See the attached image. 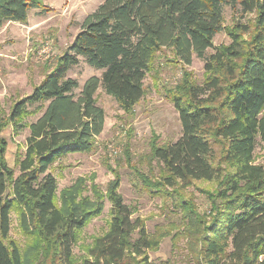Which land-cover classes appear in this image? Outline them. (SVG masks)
<instances>
[{
	"label": "trees",
	"instance_id": "1",
	"mask_svg": "<svg viewBox=\"0 0 264 264\" xmlns=\"http://www.w3.org/2000/svg\"><path fill=\"white\" fill-rule=\"evenodd\" d=\"M225 6L240 19L252 15L250 24L225 27ZM31 9L49 10L43 0H0V27L26 23ZM221 31L230 42L214 46ZM79 57L102 73L76 91L78 81L65 73ZM193 57L204 62L201 82L183 71ZM156 58L182 70L164 91L182 129L173 143L151 139L148 160L157 164L156 177L153 169L145 174L133 167L137 181L182 214L180 232L196 264H264V165L254 161L258 143L264 146V0H103L88 14L31 92L6 113L0 109V264H153L145 250L159 237L131 217L116 172L105 193L79 178L57 196L49 168L69 153L96 148L105 118L97 89L131 113L145 78L161 67H154ZM7 126L28 130L12 166L2 135ZM197 180L215 183L201 191L208 212L198 211L191 193L186 197ZM104 199L111 202L109 228L79 262L72 253L76 233L101 213ZM12 214L28 239L23 251L11 237Z\"/></svg>",
	"mask_w": 264,
	"mask_h": 264
},
{
	"label": "rangeland",
	"instance_id": "2",
	"mask_svg": "<svg viewBox=\"0 0 264 264\" xmlns=\"http://www.w3.org/2000/svg\"><path fill=\"white\" fill-rule=\"evenodd\" d=\"M103 0H43L47 12L31 9L26 23L9 21L0 27V109L6 113L11 103L31 92L32 86L42 79L46 67H52L56 59L66 50L73 37L79 31L84 18L92 13ZM252 15L240 19L230 7H223L225 27L240 23L250 24ZM250 19V20H249ZM230 37L225 31L217 33L213 45L228 44ZM43 49L45 52H43ZM209 49L207 53L213 52ZM161 67L157 72L147 75L144 80V94L131 113L121 110L116 101L105 94L101 87L95 93L97 104L105 113L104 128L96 137V148L86 153H69L49 168L57 181V196L60 191L82 178L89 187L95 184L105 191L115 172L119 177L117 192L131 211V217L143 221L144 229L153 238L159 237V243L152 249L145 250L148 261L153 264H196L191 258L186 239L182 236L181 217L167 204L169 199L144 191L133 167L149 174L155 180L157 164L148 160L150 142L158 137L160 142L173 143L181 134V123L172 103L165 97L164 91L171 88L180 79L179 67L163 66L164 62L156 58L154 67ZM190 72L198 82L204 76V62L193 57L191 65L183 71ZM101 69L88 66L82 57L77 64L71 65L66 77L76 79L79 87L86 78L100 77ZM35 117H28L27 122ZM2 135L7 141L5 157L12 166L15 152L23 151L28 130L23 128L14 133L7 126ZM129 154L125 156V150ZM130 158L129 162L126 159ZM147 160L150 163H141ZM254 161L264 165V146L258 143L254 152ZM215 183L197 180L186 190V197L191 193L198 211L208 212L209 205L203 189H214ZM105 193V192H104ZM12 217L11 237L23 251L28 239L20 232L15 214ZM111 220V202L104 199L101 213L93 218L76 233L72 246L74 257L81 262L88 257V249L97 237L105 234Z\"/></svg>",
	"mask_w": 264,
	"mask_h": 264
},
{
	"label": "built area",
	"instance_id": "3",
	"mask_svg": "<svg viewBox=\"0 0 264 264\" xmlns=\"http://www.w3.org/2000/svg\"><path fill=\"white\" fill-rule=\"evenodd\" d=\"M43 52H45V50L43 49Z\"/></svg>",
	"mask_w": 264,
	"mask_h": 264
}]
</instances>
